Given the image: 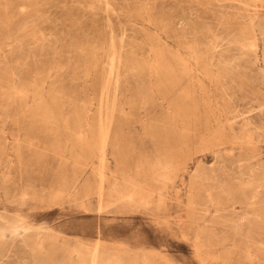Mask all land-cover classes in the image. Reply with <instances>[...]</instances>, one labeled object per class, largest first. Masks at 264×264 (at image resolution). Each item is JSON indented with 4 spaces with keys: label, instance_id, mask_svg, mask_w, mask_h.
<instances>
[{
    "label": "rangeland",
    "instance_id": "374dc122",
    "mask_svg": "<svg viewBox=\"0 0 264 264\" xmlns=\"http://www.w3.org/2000/svg\"><path fill=\"white\" fill-rule=\"evenodd\" d=\"M262 163L264 0H0V264H264Z\"/></svg>",
    "mask_w": 264,
    "mask_h": 264
},
{
    "label": "bare ground",
    "instance_id": "6f19581e",
    "mask_svg": "<svg viewBox=\"0 0 264 264\" xmlns=\"http://www.w3.org/2000/svg\"><path fill=\"white\" fill-rule=\"evenodd\" d=\"M96 1H97V0H96ZM103 2H104V1H103ZM106 16H107V15H106ZM108 17H109V16H108ZM5 41H6V40H5ZM5 41H4V42H5ZM19 54H20V53H19ZM18 58H19V56H18ZM16 59H17V58H16ZM17 76H18V75H17ZM8 103H9V102H8ZM4 111H5V109H4ZM247 118H248V117H247ZM249 118H250V117H249ZM240 119H241V118H240ZM250 119H251V118H250ZM244 120H245V119H244ZM6 122H7V121H6ZM236 123H237V122H236ZM249 124H250V122H249ZM249 124H248V125H249ZM252 124H253V123H252ZM237 126H238V124H237ZM237 126H236V128H237ZM247 155H248V154H247ZM238 157H239V156H237V159H238ZM248 157H249V156H248ZM252 157H253V156H252ZM254 158H256V157H254ZM254 158H253V159H254ZM251 159H252V158H251ZM238 160H239V159H238ZM257 160H258V159H257ZM260 163H261V162H260ZM262 164H264V163H262ZM252 167H253V166H252ZM254 168H255V167H254ZM102 169H103V168H102ZM262 169H264V168H262ZM250 170H251V169H250ZM250 170H249V171H250ZM253 170H254V169H253ZM260 170H261V169H260ZM253 172H255V171H253ZM253 172H252V174H254ZM256 172H257V171H256ZM257 173H258V172H257ZM257 173H256V174H257ZM261 173H262V172H261ZM249 174H251V173H249ZM259 174H260V173H259ZM257 175H258V174H257ZM262 176H264V175H262ZM262 176H260V178H261ZM253 177H254V176H253ZM255 178H256V177H255ZM262 178H264V177H262ZM262 178H261V179H262ZM252 179H253V178H252ZM261 179H260V180H261ZM250 180H251V179H250ZM262 180H264V179H262ZM262 180H261V181H262ZM261 181H260V182H261ZM251 183H252V182H251ZM262 183H264V182H262ZM256 185H257V184H256ZM256 185H255V186H256ZM261 185H264V184H261ZM257 186H258V185H257ZM257 186H256V187H257ZM255 189H256V188H255ZM256 190H257V189H256ZM256 190H255V191H256ZM259 190H260V189H259ZM255 191H254V192H255ZM23 192H24V191H23ZM252 192H253V191H252ZM258 192H259V191H258ZM260 193H261V192H260ZM254 194H255V193H254ZM246 195H247V194H246ZM257 196H258V194H257ZM259 196H260V194H259ZM246 197H248V196H246ZM246 197H245V198H246ZM249 198L251 199V197H249ZM258 198H259V197H258ZM256 199H257V198H256ZM244 200H245V199H244ZM246 200H247V199H246ZM258 201H259V200H258ZM244 202H245V201H244ZM251 202H252V201H251ZM260 202H261V201H260ZM245 203H246V202H245ZM248 204H250V203H248ZM252 204H253V203H252ZM254 204H256V203H254ZM262 204H264V203H262ZM257 205H258V203H257ZM259 206H261V205H259ZM259 206H258V207H259ZM262 206H264V205H262ZM244 207H247V206H244ZM260 208L262 209V207H260ZM256 210H257V209H256ZM256 210H255V212H257ZM262 210H264V209H262ZM233 213H234V212H233ZM243 213H244V212H243ZM259 213L261 214V212H259ZM17 214H18V213H17ZM223 214H224V213H223ZM223 214H222V215H223ZM228 214H229V213H228ZM251 214H252V211H251ZM260 214H259V215H260ZM14 215H15V214H14ZM224 215H225V214H224ZM5 216H6V215H5ZM7 216H9V215H7ZM227 216H228V215H227ZM257 216H258V215H257ZM11 217H13V219H14V216H11ZM11 217H10V218H11ZM229 217H230V216H228V218H229ZM231 217H232V216H231ZM251 217H252V216H251ZM251 217H250V218H251ZM2 218H4V217H2ZM222 218H223V216H222ZM234 218H236V217H234ZM252 218H253V217H252ZM259 218H260V217H259ZM8 219H9V218H8ZM240 219H241V218H240ZM256 219H257V218H256ZM256 219H254V221H256ZM20 220H21V219H20ZM227 220H228V219H227ZM230 220H231V218H230ZM232 220H233V219H232ZM262 220H264V218H262ZM1 221H2V220H1ZM1 221H0V222H1ZM6 221H8V220L6 219ZM14 221H15V219H14ZM215 221H217V220H215ZM224 221H226V220H224ZM230 222H231V221H230ZM259 222H260V219L258 220V223H259ZM261 222H262V221H261ZM261 222H260V223H261ZM5 223H6V222H5ZM9 223H10V222H9ZM239 223H240V222H239ZM243 223H244V222H243ZM250 223H251V220H250ZM256 223H257V221H256ZM258 223H257V225H259ZM0 224H2V223H0ZM6 224H7V223H6ZM217 224H218V223H217ZM219 224H220V223H219ZM228 224H229V223H228ZM251 225H252V224H251ZM254 225H255V224H254ZM261 225H262V224H261ZM31 226H32V225H31ZM222 226H223V225H222ZM237 226H238V225H237ZM243 226H244V224H243ZM259 226H260V225H259ZM6 227H7V226H6ZM6 227H5V230H6ZM244 227H245V226H244ZM25 228H26V227H25ZM25 228H24V229H25ZM31 228H32V230H33V227H29V229H31ZM39 228H40V227H39ZM222 228H223V227H222ZM226 228H227V227H226ZM238 228H239V227H238ZM8 229H10L11 232H14L15 234H17L16 232L21 231V229H23V228H22L21 225H18V224H16V223H11V224H10V227L8 226ZM29 229H28V230H29ZM40 229H41V228H40ZM229 229H230V228H229ZM34 230H36V229H34ZM34 230H33V231H34ZM41 230H43V229H41ZM230 230H231V229H230ZM236 230H237V229H236ZM243 230H244V229H243ZM245 230H247V229H245ZM8 231H9V230H8ZM24 231H25V230H24ZM26 231H27V230H26ZM33 231H32L31 233H33ZM34 232H35V231H34ZM38 232H39V231H38ZM38 232H37V235H38ZM237 232H238V231H237ZM239 232H240V231H239ZM243 232H244V231H243ZM25 233H26V232H25ZM28 233H30V232H28ZM248 233H249V231H248ZM18 234H19V233H18ZM20 234H21V233H20ZM22 234H24V233H22ZM26 234H27V233H26ZM238 234H239V233H238ZM243 234H244V233H243ZM249 234H250V233H249ZM24 235H25V234H24ZM24 235H23V236H24ZM27 235H30V234H27ZM35 235H36V234H35ZM20 236H21V235H20ZM23 236H22V237H23ZM229 236H230V234H229ZM250 236H251V235H250ZM10 237H11V236H10ZM36 237H37V236H36ZM221 237H222V236H221ZM243 237H244V236H243ZM245 237H247V236H245ZM8 238H9V237H8ZM14 238H15V237H14ZM18 238H19V237H18ZM20 238H21V237H20ZM23 238H24V237H23ZM23 238H22V239H23ZM29 238H30V237H29ZM29 238H28V239H29ZM224 238H225V237H224ZM248 238H249V237H248ZM6 239H7V238H6ZM26 239H27V237H26ZM28 239H27L26 241H28ZM30 239H31V241L33 240L32 238H30ZM23 240H24V239H23ZM224 240H225V239H224ZM222 241H223V240H222ZM2 242H3V240H2ZM9 242H10V240H9ZM32 242H33V241H32ZM6 243H7V242H6ZM17 243H18V241H17ZM21 243H22V242H21ZM28 243H29V241H28ZM28 243L26 242V244H28ZM33 243H34V242H33ZM33 243H32V244H33ZM96 243H97V242H96ZM22 244H24V243H22ZM29 244H30V243H29ZM32 244H31V245H32ZM7 245H8V244H7ZM7 245H6V246H7ZM242 245H243V244H242ZM29 246H30V245H29ZM34 246H36V245H34ZM247 246H248V245H247ZM250 246H251V245H250ZM0 247H1V246H0ZM3 247H4V246H3ZM8 247H9V249H10L11 246H8ZM12 247H13V244H12ZM20 247H21V246H20ZM32 247H33V245H32ZM96 247H97V244H96V246H95L94 249L91 248V249H93V250H89V251L86 250V252H83V251L81 250L82 247H81V248H77V249H76V251H77L76 253H77V258H78V256H79V259H80L79 262L81 261V262H84V263H86V264H97L98 262H97V258H96V256H95V255L97 254V253H96ZM248 247H249V246H248ZM5 248H6V247H5ZM13 248H14V247H13ZM39 248H40V247H39ZM85 248H86V247H85ZM37 249H38V248H37ZM103 249H104V248H103ZM233 249H234V248H233ZM242 249H243V248H242ZM244 249H245V248H244ZM249 249H250V248H249ZM35 250H36V248H35ZM38 250H39V249H38ZM83 250H84V249H83ZM247 250H248V249H247ZM15 251H16V250H15ZM19 251H20V250H19ZM22 251H23V250H22ZM31 251H32V250H31ZM74 251H75V250H74ZM97 251H98V250H97ZM36 252H37V251H36ZM9 253H10V252H9ZM33 253H34V252H33ZM244 253H245V252H244ZM13 254H14V253H13ZM34 254H35V253H34ZM99 254H100V252H99ZM247 254H248V253H247ZM9 255H10V254H9ZM37 255L39 256V254H37ZM111 255H112V254H111ZM144 255H145V254H144ZM250 255H251V254H250ZM23 256H24V255H23ZM38 256H37V257H38ZM141 256H142V255H141ZM247 256H248V255H247ZM0 257H1V255H0ZM21 257H22V256H21ZM30 257H31V256H30ZM32 257H33V256H32ZM112 257H113V255H112ZM114 257H115V256H114ZM143 257H144V256H143ZM249 257H250V256H249ZM249 257H248V258H249ZM34 258H35V255H34ZM70 258H71V257H70ZM32 259H33V258H32ZM109 259H110V258H109ZM6 260H7V259H6ZM8 260H10V259H8ZM18 260H19V259H18ZM40 260H41V258H40ZM112 260H113V259H112ZM19 261H20V260H19ZM81 262H80V263H81ZM131 263H133V262H131ZM137 263H138V261H137ZM1 264H2V263H1ZM39 264H40V263H39ZM42 264H43V262H42Z\"/></svg>",
    "mask_w": 264,
    "mask_h": 264
}]
</instances>
